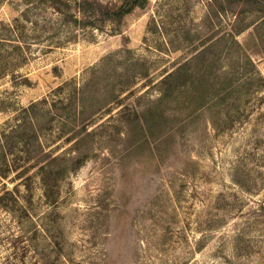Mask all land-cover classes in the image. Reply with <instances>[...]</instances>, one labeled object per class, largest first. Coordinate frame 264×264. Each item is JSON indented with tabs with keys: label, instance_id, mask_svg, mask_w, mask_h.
<instances>
[{
	"label": "rangeland",
	"instance_id": "374dc122",
	"mask_svg": "<svg viewBox=\"0 0 264 264\" xmlns=\"http://www.w3.org/2000/svg\"><path fill=\"white\" fill-rule=\"evenodd\" d=\"M0 0V264H264V0Z\"/></svg>",
	"mask_w": 264,
	"mask_h": 264
},
{
	"label": "trees",
	"instance_id": "16d2710c",
	"mask_svg": "<svg viewBox=\"0 0 264 264\" xmlns=\"http://www.w3.org/2000/svg\"><path fill=\"white\" fill-rule=\"evenodd\" d=\"M148 4V0H121L120 4H112L108 7V14L112 19L121 21L133 10L145 9Z\"/></svg>",
	"mask_w": 264,
	"mask_h": 264
}]
</instances>
